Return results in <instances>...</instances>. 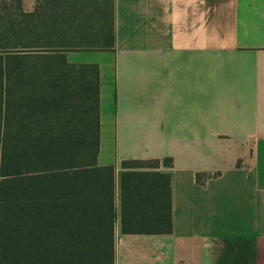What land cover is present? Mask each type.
Here are the masks:
<instances>
[{
  "label": "crops",
  "instance_id": "1",
  "mask_svg": "<svg viewBox=\"0 0 264 264\" xmlns=\"http://www.w3.org/2000/svg\"><path fill=\"white\" fill-rule=\"evenodd\" d=\"M114 25L66 58L99 69L115 264H264V0H114ZM166 158L172 232L123 233L121 161Z\"/></svg>",
  "mask_w": 264,
  "mask_h": 264
},
{
  "label": "trees",
  "instance_id": "2",
  "mask_svg": "<svg viewBox=\"0 0 264 264\" xmlns=\"http://www.w3.org/2000/svg\"><path fill=\"white\" fill-rule=\"evenodd\" d=\"M114 0L0 1V264H115V167L98 164L99 69ZM172 159L121 161L123 233L173 229Z\"/></svg>",
  "mask_w": 264,
  "mask_h": 264
},
{
  "label": "built area",
  "instance_id": "3",
  "mask_svg": "<svg viewBox=\"0 0 264 264\" xmlns=\"http://www.w3.org/2000/svg\"><path fill=\"white\" fill-rule=\"evenodd\" d=\"M178 264H184V263H178Z\"/></svg>",
  "mask_w": 264,
  "mask_h": 264
}]
</instances>
